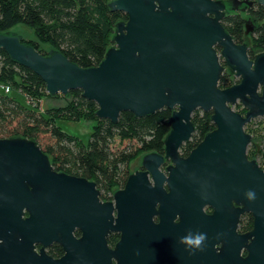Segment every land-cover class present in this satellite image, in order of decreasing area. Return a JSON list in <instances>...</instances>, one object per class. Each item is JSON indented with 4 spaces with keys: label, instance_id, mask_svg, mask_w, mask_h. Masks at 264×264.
<instances>
[{
    "label": "water",
    "instance_id": "95a60500",
    "mask_svg": "<svg viewBox=\"0 0 264 264\" xmlns=\"http://www.w3.org/2000/svg\"><path fill=\"white\" fill-rule=\"evenodd\" d=\"M254 3L113 0L111 11L128 20L117 24L115 45L92 68L49 45L45 56L21 35L0 33V50L38 75L48 94L82 91L99 119L117 124L124 112H173L164 154H145L144 170L130 174L108 202L96 182L56 171L37 142L0 139V264H264V169L248 156L253 137L246 132L264 118V52L251 59L249 45L235 42L223 25ZM254 31L250 19L245 35ZM227 72L240 82L222 89ZM199 110L212 113L215 129L183 157ZM245 214L254 226L240 233ZM188 231L207 234L204 251L190 255L179 243ZM113 234L120 240L111 247ZM54 245L63 257L48 254Z\"/></svg>",
    "mask_w": 264,
    "mask_h": 264
},
{
    "label": "trees",
    "instance_id": "16d2710c",
    "mask_svg": "<svg viewBox=\"0 0 264 264\" xmlns=\"http://www.w3.org/2000/svg\"><path fill=\"white\" fill-rule=\"evenodd\" d=\"M112 1L0 0V33L24 25L34 31L39 42L62 52L71 62L82 68L96 67L114 45L117 24L128 20L126 14L111 11ZM250 15L259 21L250 36L245 35L246 23L242 15L226 17L223 25L235 42L248 43L249 55L254 59L256 54L264 52V7L256 5ZM23 42L48 55L36 42L25 39ZM239 82L240 79L228 72L222 77L220 87L226 89ZM2 85H10L13 90L9 94L2 89L0 92V139L22 137L37 142L56 171L96 182L104 201H111L113 194L125 187L135 159L148 153L164 154V142L171 130V110L164 109L145 118L124 112L114 124L97 117V104L86 100L82 91H71L62 96L66 105L52 106L42 112L36 103L48 95L46 84L34 72L15 63L4 50H0V88ZM235 110L243 115L247 112L241 104ZM60 121L93 122L90 138L85 141L65 132L59 126ZM193 123L196 131L181 148L183 157L215 129L212 113L197 111ZM252 123L246 126L247 131ZM46 137L49 141L46 139L48 142L43 143ZM257 152L251 145L249 158L256 160ZM253 226V216L246 215L241 221L240 232L247 233ZM118 240V235H111L110 246H115ZM48 253L60 258L64 250L54 245Z\"/></svg>",
    "mask_w": 264,
    "mask_h": 264
},
{
    "label": "rangeland",
    "instance_id": "374dc122",
    "mask_svg": "<svg viewBox=\"0 0 264 264\" xmlns=\"http://www.w3.org/2000/svg\"><path fill=\"white\" fill-rule=\"evenodd\" d=\"M11 32L21 35L23 39H25L26 41L36 42L42 51H44L45 53H49V51L46 50V47H45L47 45L39 42V40L36 38L34 31L29 29L28 27L24 25H19L13 28ZM0 92H1V88H0ZM13 95H16V94H13ZM62 96L64 95L59 94L57 96H51L50 94H48L47 96L42 97L36 104L39 106V110L42 112H44L45 109L52 107V106H64L67 104V101ZM93 125H94L93 122H88V121H82V122L60 121L59 122V126L63 128L65 132L71 135H77L85 141H88V139L90 138L91 132L93 130ZM248 131L247 133L253 137V140L250 146L254 145L258 150L257 157L254 159H256L258 163L260 164V166L263 167L264 169V118H259L256 121L254 120L252 123V126L249 128ZM46 139L49 141V138L46 137L43 139V143L48 142ZM250 146H249V149H250ZM250 159L252 158L250 157Z\"/></svg>",
    "mask_w": 264,
    "mask_h": 264
},
{
    "label": "clouds",
    "instance_id": "9594fccd",
    "mask_svg": "<svg viewBox=\"0 0 264 264\" xmlns=\"http://www.w3.org/2000/svg\"><path fill=\"white\" fill-rule=\"evenodd\" d=\"M245 196L249 201H254L256 199V193L254 190H248L245 193ZM206 240V233H193L192 231H188L186 235L179 238V243L185 246V250L189 251L190 255H193L196 251H204Z\"/></svg>",
    "mask_w": 264,
    "mask_h": 264
},
{
    "label": "flooded vegetation",
    "instance_id": "af4514ba",
    "mask_svg": "<svg viewBox=\"0 0 264 264\" xmlns=\"http://www.w3.org/2000/svg\"><path fill=\"white\" fill-rule=\"evenodd\" d=\"M242 1V0H241ZM253 1H255V3H254V5L252 6V7H250L249 9H247V11L246 12H242V11H237V12H232L231 14H228L227 15V17L228 16H231V15H236V14H239V15H242L243 16V18H244V20H245V23L248 21V20H252L253 22H254V24H255V29H256V27H257V25H258V23H259V21L256 19V18H254L253 16H251L250 15V12H251V10L256 6V5H260V4H258L257 2H256V0H253ZM260 6H262V5H260ZM242 7L244 8L245 7V5H242ZM262 7H264V6H262ZM249 16L248 18H245V16ZM245 27H246V25H245ZM248 44V43H247ZM143 158V156H141V157H139V158H137V159H135L134 160V162L137 160V161H139V166L137 167V168H133L132 166L134 165V162L132 163V165H131V174L132 173H134V172H137V171H143L144 169L142 168V166H141V163H142V159ZM136 161V162H137ZM171 164V162L170 161H168L167 162V164H166V166L165 167H167L168 165H170ZM164 167V168H165ZM129 178V177H128ZM127 183V182H126ZM124 188V187H123ZM123 188H121V189H123ZM99 189V188H98ZM100 190V189H99ZM101 192V191H100ZM102 195V194H101ZM101 199H102V197H101ZM102 201L103 202H108V201H104L103 199H102ZM207 212L208 213H212L213 211H212V209H207ZM246 215H250V214H245V215H243L242 217H241V221L243 220V218H244V216H246ZM241 221H240V224H241ZM240 231V230H239ZM79 233V234H78ZM241 233V232H240ZM76 236L77 237H81V233L80 232H77L76 233ZM118 239L120 240V235H118ZM119 240H118V242H119ZM49 250V249H48ZM49 254V253H48ZM64 255V254H63ZM51 256V255H50ZM63 257V256H62ZM61 258V257H60ZM55 259H58V258H55Z\"/></svg>",
    "mask_w": 264,
    "mask_h": 264
},
{
    "label": "built area",
    "instance_id": "2783aa9c",
    "mask_svg": "<svg viewBox=\"0 0 264 264\" xmlns=\"http://www.w3.org/2000/svg\"><path fill=\"white\" fill-rule=\"evenodd\" d=\"M1 89L5 91L6 94H9L11 92V88L8 85H2Z\"/></svg>",
    "mask_w": 264,
    "mask_h": 264
}]
</instances>
